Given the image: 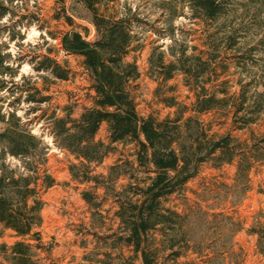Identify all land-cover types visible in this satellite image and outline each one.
<instances>
[{"label": "rangeland", "instance_id": "374dc122", "mask_svg": "<svg viewBox=\"0 0 264 264\" xmlns=\"http://www.w3.org/2000/svg\"><path fill=\"white\" fill-rule=\"evenodd\" d=\"M28 2L29 12L39 13L56 37L45 35L35 25L20 31L12 29V22L6 17L0 20V44H8V51L19 64L18 79L26 78L25 89L31 94L33 87L44 89L43 94L50 97L49 104L38 109L35 104L22 101L18 111L21 116L27 114L24 117L30 118L32 133L48 146L46 168L55 179V184L41 194L44 205L39 231L43 250L38 252L39 264H141L120 239L114 193L71 180L68 168L77 162L56 148L42 119L44 110L46 115L55 111L62 116L61 110L67 107L77 117L83 108L92 106V81L83 67V58L61 48L60 37L72 28L63 18L51 19L57 14L64 16V8L74 26L81 28L77 29L81 36L92 42L95 30L90 14L76 0ZM194 6L192 0H117L108 5L119 17L131 10L133 49L124 62H134L140 74L129 84L136 111L142 118L161 121L174 115V109L161 102L163 98L174 97L185 106L194 102L189 86L197 85L183 74L177 73L165 84L154 77L148 61L152 53L154 61L161 52L165 53L166 62L171 61L167 56L170 47L174 52L183 51L187 57L211 58L212 63L197 84L209 92H226L225 96L217 95L218 99L225 97V107L199 116L200 121L211 130L210 134H230L241 150H245V144L250 149L263 150L264 0H221L219 15L207 20L194 17L198 16ZM171 14H175L172 19ZM9 32L16 36L15 42L8 41ZM20 37L24 39L21 41ZM45 55L68 71L66 80L33 70ZM236 109L239 112L234 121ZM252 134L255 139H251ZM95 139L108 142L105 125ZM7 162L15 164L10 159ZM113 165L117 166L113 172L117 179L110 186L115 192L130 185L144 187L147 178L154 175L151 170L138 167L135 145L130 142L113 144L103 162L92 165V174L106 176ZM83 192L92 195V206L82 199ZM162 204L186 217L177 221L174 233L166 231L167 244L172 247L161 245V233L152 234L158 264H264V159L253 161L247 174H237L236 163L218 168L204 163L182 193L168 197ZM18 240L0 227V246H11ZM173 252L179 254L178 258ZM1 254L0 250V264H7Z\"/></svg>", "mask_w": 264, "mask_h": 264}, {"label": "trees", "instance_id": "16d2710c", "mask_svg": "<svg viewBox=\"0 0 264 264\" xmlns=\"http://www.w3.org/2000/svg\"><path fill=\"white\" fill-rule=\"evenodd\" d=\"M76 1L90 14V23L95 30L92 42L81 36L77 30L81 28L74 26L64 8V16L57 14L51 19L59 21L63 18L64 23L72 28L60 37L61 48L68 54L83 58V67L92 81V106L83 108L77 117H73L72 109L67 107L61 110L62 116H57L55 111L46 115L44 110L42 119L50 129L49 134L56 148L77 162L68 168L71 180L80 185L91 184L93 188H102L105 192L112 191L117 205L115 217L122 234L120 239L132 249L141 264H158V249L154 248L152 234L161 233V245L164 248L172 247L167 244L166 231L174 233L177 221L186 217L164 208L163 200L182 193L186 185L198 176L200 166L207 162L211 163L212 168L236 163V173L247 174L253 161L264 159V148L250 149L245 144V150H241L230 134H210L211 130L205 128L199 116L224 108L222 103L226 92H209L204 85L197 84L212 63L211 58L187 57L183 51L174 52L172 47L167 51L171 61H165L164 52L159 53L154 61L152 53L148 60L149 67L161 84L177 73L194 81L197 86H189L194 94V102L191 106H185L177 103L174 97L163 98L161 102L164 106L174 109L172 118L157 121L152 117H140L129 90L130 82L137 80L140 74L134 62H124L133 49L131 10L119 17L113 7H108L117 0ZM192 2L195 4L194 11L198 12V16L194 14V17L207 20L219 15L221 0ZM28 3V0H0V20L9 18L12 22L10 27L19 31L35 25L40 32L55 38L56 35L48 30V23L43 21L40 14L29 12ZM174 15L171 14L170 18ZM8 38L10 42L17 39L10 32ZM23 39L20 37L21 41ZM15 61L8 51V44L1 43L0 227L19 240L11 246L2 244L0 250L7 264H39L38 252L43 250L39 231L44 205L41 194L55 184V179L46 168L48 146L41 137L32 133L29 128L31 120L24 117L27 114L21 116L18 111L22 101L35 104V109H38L48 105L50 97L43 94L44 89L33 87V94L25 89L23 84L26 78L20 76L18 79L19 64L16 65ZM189 61L191 64H188ZM33 70L38 74L48 73L60 80H66L68 74L47 55L40 57ZM23 93H27L26 96L23 97ZM218 94L224 96L218 99ZM237 112L238 109L234 111V121L237 120ZM188 113L190 115L184 118ZM102 125L106 126L107 143L95 139ZM251 139H255L253 134ZM123 142L134 143L136 164L139 168L151 170L154 175L147 178L144 187L130 185L115 192L110 183L117 179V176L113 178L117 166H110L107 175L103 176L93 175L92 165L99 166L109 155L111 146ZM8 159L15 161V164L8 163ZM82 199L89 206L93 205L89 192H83ZM173 255L175 258L179 256L177 252H173Z\"/></svg>", "mask_w": 264, "mask_h": 264}, {"label": "clouds", "instance_id": "9594fccd", "mask_svg": "<svg viewBox=\"0 0 264 264\" xmlns=\"http://www.w3.org/2000/svg\"><path fill=\"white\" fill-rule=\"evenodd\" d=\"M33 35H35V33H33Z\"/></svg>", "mask_w": 264, "mask_h": 264}]
</instances>
